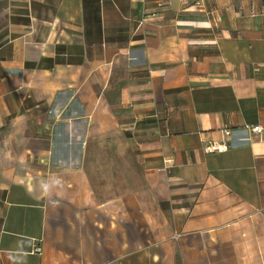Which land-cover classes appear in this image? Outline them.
Masks as SVG:
<instances>
[{"label":"crops","instance_id":"0c3cea01","mask_svg":"<svg viewBox=\"0 0 264 264\" xmlns=\"http://www.w3.org/2000/svg\"><path fill=\"white\" fill-rule=\"evenodd\" d=\"M247 126L264 0H0V264H264Z\"/></svg>","mask_w":264,"mask_h":264},{"label":"built area","instance_id":"2783aa9c","mask_svg":"<svg viewBox=\"0 0 264 264\" xmlns=\"http://www.w3.org/2000/svg\"><path fill=\"white\" fill-rule=\"evenodd\" d=\"M143 16H144V19L141 21V23H143V21L147 17H149L146 14H143ZM141 23H140V25H141ZM246 131H249V133H250V137L247 138L246 141H252L254 139V137H256V136L262 137V135L264 134V129H263V127H260V126H247ZM225 136L227 138H230L232 136V131L225 130ZM220 150H222V146H219V145L217 146L214 144H209L206 148L207 153H217ZM165 163H166V165L168 164L166 161H165ZM41 251L42 250L40 247H35L33 253L40 254Z\"/></svg>","mask_w":264,"mask_h":264}]
</instances>
